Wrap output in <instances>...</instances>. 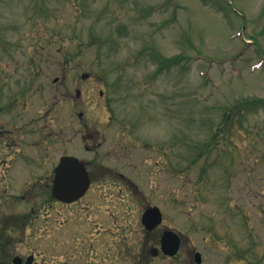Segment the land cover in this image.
Segmentation results:
<instances>
[{"label":"rangeland","instance_id":"374dc122","mask_svg":"<svg viewBox=\"0 0 264 264\" xmlns=\"http://www.w3.org/2000/svg\"><path fill=\"white\" fill-rule=\"evenodd\" d=\"M0 31L11 76L25 80L29 64L33 132L0 142V239L15 254L35 264H195L200 252L202 264H264V107L229 140L221 126L238 101L264 98V0H0ZM7 117L8 127L24 123ZM82 126L106 138L99 156L65 143ZM70 151L135 186L115 196L107 171L82 202L47 203ZM151 206L164 220L147 234ZM169 228L183 239L178 262L149 254Z\"/></svg>","mask_w":264,"mask_h":264},{"label":"flooded vegetation","instance_id":"af4514ba","mask_svg":"<svg viewBox=\"0 0 264 264\" xmlns=\"http://www.w3.org/2000/svg\"><path fill=\"white\" fill-rule=\"evenodd\" d=\"M4 35H5V31H0V38H2L1 36H4ZM12 66L13 65L11 63H5L3 65L0 63L1 72L3 70L9 71V75L7 76V78L0 79V118L1 116H4V114H8L9 117H7V119L11 117L12 119L14 118L22 122L24 121V123L21 125H17L13 123L12 127H8V124H10L9 121L7 120L5 122H2V119H0V142L2 141L4 142V144L16 145V143L18 142H20L19 144H22L24 140L29 139V134L32 133L33 130L31 131L29 130V114L31 112L29 110V64H28L27 78L25 80H17L16 78H13V76H11V75H15L14 72L10 71V69L13 68ZM14 70H16V68H14ZM0 76H1V73H0ZM58 82H59V78L57 81H55V85H57ZM4 96H7L9 98L7 102H4L2 100ZM79 96H81V93ZM83 117H84L83 113H79L78 118H80L81 121ZM70 134L71 135L75 134L76 136L70 137L69 136ZM101 136H102V139H101ZM64 138L65 140L64 139L63 140L65 141V143H70L74 145L76 142L79 144V147H81V142H82L84 144V151H86V153H88L89 156L91 154L99 156L98 149L101 147V145H103L102 141H105L106 139L105 137H103V133L100 130H97V129L95 130V128H91L89 126H84V127L82 126L79 128H75L73 129L72 133H69L68 136ZM64 155L78 156L81 160L85 162L87 172L89 175V179L91 181V186L89 190L87 191L86 195L82 199L78 200L77 202L67 204V203H62V202L52 200L53 201L51 202L52 204L57 203L63 206H71V205L78 204L79 202H82L91 193L93 184L96 181H98L97 177L106 174L107 171L112 173V176L113 178H115L116 183H117L115 184L114 188L118 190L116 192H113L116 194L115 196L122 198L125 196L124 195L125 188H128L130 186V183L135 186V183L122 170H119V169H116L110 166L103 167L104 165H99V167L96 165L94 168H92V164L96 160L95 157L94 159L91 158L92 159L91 160L90 157L88 158L84 156L80 157L77 153H73L72 151H70L69 153H65ZM16 157H18V154H15V158ZM15 158L13 157L9 158L11 165L14 163V160H17ZM103 170H106V171H103ZM105 177H107L106 179L110 178L108 174ZM107 197L108 196L105 195V199H109V197L108 198ZM46 200H47V203H49L48 195L46 197ZM11 219L12 218H10L9 220ZM6 228L7 226L4 229ZM158 228L159 227L154 228L153 230H150V231L146 230V232L147 234H153ZM164 232L165 230L162 232V235L160 236V239L158 240L157 244H155L152 248H150L149 254L152 257L153 249H157L158 256L156 257L153 256L154 259L158 257H163L161 259L173 260V261L178 262L180 259L179 254H180L182 243H183L182 236L180 235L181 246H180L178 253L173 257H169L159 252L161 250V243H162ZM7 243H8L7 239H2V238L0 239V262H7L10 264H29V257L31 255L28 254L25 256V255L15 254L14 248H12L11 246H8ZM17 256L21 257L20 263H15V260L17 259L15 257ZM194 262L195 264H197L195 261V258H194ZM30 264H35V260Z\"/></svg>","mask_w":264,"mask_h":264},{"label":"water","instance_id":"95a60500","mask_svg":"<svg viewBox=\"0 0 264 264\" xmlns=\"http://www.w3.org/2000/svg\"><path fill=\"white\" fill-rule=\"evenodd\" d=\"M53 195L56 199L71 203L85 194L90 186V180L85 166L74 158H63L55 170ZM163 215L158 207L147 209L143 215V223L148 230H153L162 223ZM181 239L173 231H167L162 238V250L166 255L175 256L180 248ZM157 255V249H153ZM196 261L202 262L200 253L196 254ZM0 264H6L1 263Z\"/></svg>","mask_w":264,"mask_h":264},{"label":"trees","instance_id":"16d2710c","mask_svg":"<svg viewBox=\"0 0 264 264\" xmlns=\"http://www.w3.org/2000/svg\"><path fill=\"white\" fill-rule=\"evenodd\" d=\"M261 105L264 106V99H243L241 101H238V103L231 109L227 110L225 112L223 124L221 125L225 126V132L226 135H228L227 139L233 134L230 131L232 128H235L236 126L243 127L242 123L245 120V113L247 116V114H249L250 112L258 111L259 109H261Z\"/></svg>","mask_w":264,"mask_h":264}]
</instances>
